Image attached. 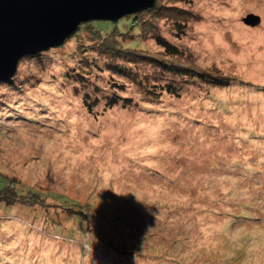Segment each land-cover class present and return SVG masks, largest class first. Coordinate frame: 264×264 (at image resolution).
<instances>
[{
  "label": "rangeland",
  "instance_id": "obj_1",
  "mask_svg": "<svg viewBox=\"0 0 264 264\" xmlns=\"http://www.w3.org/2000/svg\"><path fill=\"white\" fill-rule=\"evenodd\" d=\"M178 6L194 15L186 32L159 19L161 33L197 67L237 77L231 85L190 82L181 96L142 101L135 82L81 50L93 44L85 28L23 57L15 86L0 81V188L42 201L0 203V264H107L111 248L108 264H264V0ZM250 14L260 20L246 23ZM93 23L107 32L117 22ZM133 46L161 50L152 38ZM114 93L140 106L106 107Z\"/></svg>",
  "mask_w": 264,
  "mask_h": 264
},
{
  "label": "trees",
  "instance_id": "obj_2",
  "mask_svg": "<svg viewBox=\"0 0 264 264\" xmlns=\"http://www.w3.org/2000/svg\"><path fill=\"white\" fill-rule=\"evenodd\" d=\"M174 2L175 4L172 3L173 5H159L155 8H148L135 14L125 16L129 19V22L125 19L124 23L120 24L118 20L116 21L117 23L114 24V27L107 32H103V30L97 27L93 21L86 23L81 29L83 30V28H85L89 33L93 44L90 45V47L82 45L81 50L83 49L85 51L88 49L91 52H96L101 58H104V65L107 70H110L112 73L119 76L129 78L135 82L144 94L142 101L159 100L165 93L173 96H181L182 93L189 88L187 84L190 82L198 81L201 84H207L211 87L219 88L231 85L233 80L237 77L224 74L216 66L209 69H201L200 67H197L193 61L194 56L192 53L188 52L186 48L170 42L161 33V23L159 22V19L169 20L170 23L173 24L176 32L182 34L183 32H186L190 17L194 16L186 8L178 6V3L181 2L190 4L192 0H174ZM136 24H139L138 26L140 28L138 33L135 31ZM149 38L156 41L157 45L161 48L160 51L152 53L148 50L139 49L133 46V44L140 39L147 40ZM40 54L41 53H35L34 55L37 56ZM144 62H148V64L152 65L151 71H146L144 67L141 66ZM85 64H87L88 67H92L88 57H85ZM85 75L86 73L84 71H78L73 74L74 77L72 78L74 81L80 82L84 87H87L89 85V80ZM12 80H14L13 77L9 79L8 82L10 85L15 86ZM112 86L117 88L116 85ZM96 88L98 87L96 86ZM106 98V107H114L117 106V104H121L122 107L132 105L140 106V101L135 100L133 97H126L120 94L118 95L117 93ZM83 103L89 111H93L98 104V99L93 98L90 92H86L83 95ZM248 130L251 131L252 129ZM33 202L34 204L42 202L38 200V193L35 191H31L30 194H22L19 191L11 189L10 184H4L0 188V203L14 206V204L17 203L32 205ZM98 208H100L98 210H100V213L102 214H111L108 211H103V207L101 206ZM73 210L75 215L81 212L74 207ZM96 219L98 224L94 223V225L98 229L101 226L102 221L98 218ZM86 224L87 222H85V225ZM87 228L91 229L93 228V225ZM89 244L94 246L91 240H89ZM96 248L99 249V251L102 250L100 245ZM134 248L132 250L133 253H135ZM113 250V248L109 250L111 255L110 252L107 255V257H110V260H107L108 262L112 261L116 254ZM129 256L133 257L134 255L131 254ZM96 258L105 263L104 258L100 257L99 254L96 255ZM117 258L116 262L122 263L120 259L121 257L117 256ZM107 261L106 263L108 264ZM58 264H61V262H58Z\"/></svg>",
  "mask_w": 264,
  "mask_h": 264
},
{
  "label": "water",
  "instance_id": "obj_3",
  "mask_svg": "<svg viewBox=\"0 0 264 264\" xmlns=\"http://www.w3.org/2000/svg\"><path fill=\"white\" fill-rule=\"evenodd\" d=\"M156 5L157 0H0V81L14 77L23 57L63 45L88 22L118 21ZM259 20L254 14L245 19Z\"/></svg>",
  "mask_w": 264,
  "mask_h": 264
}]
</instances>
